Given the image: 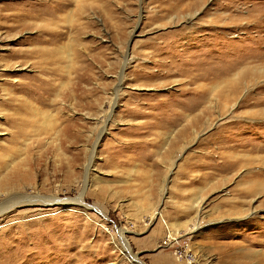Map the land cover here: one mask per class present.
Here are the masks:
<instances>
[{
    "label": "rangeland",
    "instance_id": "374dc122",
    "mask_svg": "<svg viewBox=\"0 0 264 264\" xmlns=\"http://www.w3.org/2000/svg\"><path fill=\"white\" fill-rule=\"evenodd\" d=\"M0 264H264V0H0Z\"/></svg>",
    "mask_w": 264,
    "mask_h": 264
},
{
    "label": "bare ground",
    "instance_id": "6f19581e",
    "mask_svg": "<svg viewBox=\"0 0 264 264\" xmlns=\"http://www.w3.org/2000/svg\"><path fill=\"white\" fill-rule=\"evenodd\" d=\"M66 1V0H65ZM58 3V2H57ZM56 3V4H57ZM59 4V3H58ZM64 7V6H63ZM61 9V8H60ZM54 11V10H53ZM60 11V10H59ZM58 52V51H57ZM41 55H43V57L44 56H46V55H44V54H41ZM41 55H39V56H41ZM50 55V54H49ZM53 57V56H52ZM48 59H50V58H48ZM45 74V73H44ZM36 80H39V81H42V82H44L42 79H36ZM46 85H47V83H46ZM117 98V97H116ZM10 103V102H9ZM30 104V103H29ZM31 106V105H30ZM19 112V111H18ZM39 112V111H38ZM44 113V112H43ZM46 113V112H45ZM38 114V113H37ZM41 114V113H40ZM49 114V113H48ZM34 115H35V113H34ZM46 115V114H45ZM13 116V115H12ZM29 116V115H28ZM30 117V116H29ZM18 118V117H17ZM10 120H13L14 121V123L17 121L16 120V118L13 116V118H11ZM19 122V121H18ZM17 122V124H14L13 125V127H15V128H19L20 126L22 127V126H24L25 127V125L27 126V124H25V122H26V120L23 118L22 119V122L21 123H18ZM33 124V123H32ZM30 125V124H29ZM21 129V131L24 129L23 127L22 128H20ZM21 131H17V133H18V135H21ZM73 201V200H72ZM80 202L79 203H82V200H79ZM7 202V201H6ZM39 202H42V203H46V204H48V205H50V206H58V205H69L70 203H68L69 202V200H59V199H57L56 197L55 198H44V197H35V199H32V201H30V203H32V204H36V203H39ZM70 202H71V200H70ZM66 203V204H65ZM82 206H83V203H82ZM126 247H127V249H128V246H127V244L125 245Z\"/></svg>",
    "mask_w": 264,
    "mask_h": 264
}]
</instances>
